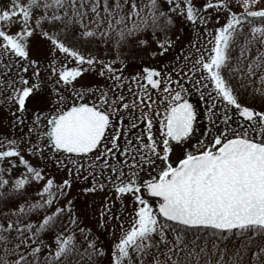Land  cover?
<instances>
[{
	"label": "snow or ice",
	"instance_id": "snow-or-ice-1",
	"mask_svg": "<svg viewBox=\"0 0 264 264\" xmlns=\"http://www.w3.org/2000/svg\"><path fill=\"white\" fill-rule=\"evenodd\" d=\"M0 113V264H264V0H9Z\"/></svg>",
	"mask_w": 264,
	"mask_h": 264
},
{
	"label": "rangeland",
	"instance_id": "rangeland-1",
	"mask_svg": "<svg viewBox=\"0 0 264 264\" xmlns=\"http://www.w3.org/2000/svg\"><path fill=\"white\" fill-rule=\"evenodd\" d=\"M9 3V0H0V9H3L7 4ZM187 27L188 30L190 31L189 33H192V26L183 22L181 19H177L176 21V26H175V33L173 38L175 39V34L179 31H182V28ZM180 34H182V36L185 37H189V34L185 35L186 33L180 32ZM180 34H178V36H180ZM181 37V36H180ZM43 41L41 40L40 37H36L34 38V44L36 49H40L41 45H42ZM179 47H177L174 50H177ZM167 56V55H166ZM139 59H141L140 57H137ZM143 62L144 63H150V61H148L147 57L143 58ZM243 99H248L246 96L243 97ZM249 103H251V100L248 101ZM3 114L0 113V118H2ZM53 173H56L55 168H52ZM64 178V173H59L57 174V180H60ZM80 184H74L73 188H72V196H76L77 192L80 191ZM106 193H102V192H97L95 194L89 193L86 196L85 195H81L79 197H77L75 203H76V210L77 213L81 216V218H85L87 217V222L92 224L94 226L95 220H96V216L95 213L98 210L100 204L103 201L104 195ZM229 247H231V243H229Z\"/></svg>",
	"mask_w": 264,
	"mask_h": 264
},
{
	"label": "flooded vegetation",
	"instance_id": "flooded-vegetation-1",
	"mask_svg": "<svg viewBox=\"0 0 264 264\" xmlns=\"http://www.w3.org/2000/svg\"><path fill=\"white\" fill-rule=\"evenodd\" d=\"M180 32H183V33H186L185 35H187V34H189V37L187 38V37H185V36H182V34H180ZM190 31L188 30V28L187 27H185V28H182V31H179V32H177L176 34H175V37L176 36H178V34H180V36H178L179 37V41H178V43H177V47H186L187 45H188V43H189V41L190 40H193V39H195V33H194V31L192 30V33H189ZM179 48L177 49V50H170V54H168L165 58H164V60H165V62L168 60V59H171V58H173L175 55H177L178 54V50H179ZM131 63H133V64H135V65H138V67H136V68H129L127 71H128V73H132V72H135V71H139L140 70V66H143V65H145L146 63H144L143 62V59H139V58H137V59H135V60H133V61H131ZM193 102L195 103L196 102V98L195 97H193ZM233 119L235 120V116L233 117ZM233 126H235V125H233ZM178 151L179 150H177V153H178Z\"/></svg>",
	"mask_w": 264,
	"mask_h": 264
}]
</instances>
